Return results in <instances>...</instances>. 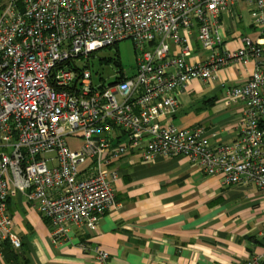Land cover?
<instances>
[{
  "label": "built area",
  "instance_id": "built-area-1",
  "mask_svg": "<svg viewBox=\"0 0 264 264\" xmlns=\"http://www.w3.org/2000/svg\"><path fill=\"white\" fill-rule=\"evenodd\" d=\"M240 6L256 37L229 51L221 15ZM191 38L202 61L184 60ZM123 40L137 51L134 73L93 83L78 62ZM239 62L254 67L243 85L224 87L228 106L246 104L233 142L211 144L202 126L164 121L188 83L212 84ZM131 157H183L225 185L264 191V0H0V258L5 241L20 247L10 199L21 195L50 222L51 239L64 241L68 226L92 230L116 206L114 164ZM95 258L106 264L108 254ZM263 262L264 242L240 264Z\"/></svg>",
  "mask_w": 264,
  "mask_h": 264
},
{
  "label": "crops",
  "instance_id": "crops-1",
  "mask_svg": "<svg viewBox=\"0 0 264 264\" xmlns=\"http://www.w3.org/2000/svg\"><path fill=\"white\" fill-rule=\"evenodd\" d=\"M255 33L248 8L222 13L220 34L227 50L242 48V38L253 40ZM170 54L177 56L178 48L172 46ZM205 57L191 38L184 60ZM253 67V62L234 63L220 70L212 84L188 83L178 95L176 112L164 121L181 129L202 126L211 144L233 142L246 104L228 106L224 87L243 85ZM114 168L116 206L92 230L68 226L64 241L51 239L50 222L21 195L10 199L11 231L20 247L5 241L0 264H99L95 250L108 254L106 264H240L262 254L263 190L225 185L220 174L205 176L183 157L146 163L131 157Z\"/></svg>",
  "mask_w": 264,
  "mask_h": 264
},
{
  "label": "rangeland",
  "instance_id": "rangeland-1",
  "mask_svg": "<svg viewBox=\"0 0 264 264\" xmlns=\"http://www.w3.org/2000/svg\"><path fill=\"white\" fill-rule=\"evenodd\" d=\"M200 53L202 52L200 51ZM136 57L137 51L133 42L123 40L113 46L94 52L86 65L84 60L79 61L78 65L86 67L90 71L93 83L106 87L115 80L116 72L133 74ZM116 63H118V67H115Z\"/></svg>",
  "mask_w": 264,
  "mask_h": 264
},
{
  "label": "water",
  "instance_id": "water-1",
  "mask_svg": "<svg viewBox=\"0 0 264 264\" xmlns=\"http://www.w3.org/2000/svg\"><path fill=\"white\" fill-rule=\"evenodd\" d=\"M118 66H119L118 63H116V64H115V67H118Z\"/></svg>",
  "mask_w": 264,
  "mask_h": 264
}]
</instances>
